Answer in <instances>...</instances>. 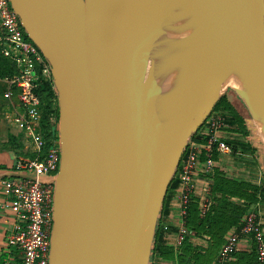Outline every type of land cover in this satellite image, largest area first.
Returning a JSON list of instances; mask_svg holds the SVG:
<instances>
[{"label":"water","instance_id":"water-1","mask_svg":"<svg viewBox=\"0 0 264 264\" xmlns=\"http://www.w3.org/2000/svg\"><path fill=\"white\" fill-rule=\"evenodd\" d=\"M128 0H10L58 91L61 163L50 264H141L194 127L152 154L146 96L128 68ZM256 56L264 45L256 0ZM230 28L236 0H213ZM211 105V111L213 110ZM148 251L143 254L145 245Z\"/></svg>","mask_w":264,"mask_h":264},{"label":"built area","instance_id":"built-area-1","mask_svg":"<svg viewBox=\"0 0 264 264\" xmlns=\"http://www.w3.org/2000/svg\"><path fill=\"white\" fill-rule=\"evenodd\" d=\"M0 53L15 68L6 80L9 88L4 97L12 109L6 119L43 151L40 157L17 164L18 173L23 175L3 182V193L17 218L5 243L4 264H50L54 198L61 163L60 119L52 108L47 121L44 120V102L39 93L44 85L56 87L48 60L28 38L10 0H0ZM227 129L226 115L216 111L210 114L189 138L175 168L172 180L177 185L168 190L166 198H171L170 219L178 229L167 233L163 243L176 251L189 235L187 219L192 203L196 201L200 218L206 217L215 204V172L233 153L228 137L223 136ZM164 203L159 221L163 218ZM244 243L252 246L248 251L255 252L259 264H264V222L253 209L245 215L241 226L224 235L214 264H234L236 254L244 252Z\"/></svg>","mask_w":264,"mask_h":264},{"label":"bare ground","instance_id":"bare-ground-1","mask_svg":"<svg viewBox=\"0 0 264 264\" xmlns=\"http://www.w3.org/2000/svg\"><path fill=\"white\" fill-rule=\"evenodd\" d=\"M251 9L247 0H236L228 28L213 0H128L133 32L125 33V42H132L127 65L140 81L148 73L139 90L156 107L152 154L162 151L179 123L191 127L226 87L250 106L264 143V69L254 49Z\"/></svg>","mask_w":264,"mask_h":264},{"label":"trees","instance_id":"trees-1","mask_svg":"<svg viewBox=\"0 0 264 264\" xmlns=\"http://www.w3.org/2000/svg\"><path fill=\"white\" fill-rule=\"evenodd\" d=\"M3 60L1 56L0 64L4 63ZM4 66L8 67L7 61H5ZM39 94L44 102V120L47 121L54 92L52 87L47 84L42 87ZM218 109L228 112L230 114L229 123L236 125L237 130L230 133L241 134L246 138L241 115L225 97L219 100L212 111L215 112ZM228 143L233 146L235 142ZM233 152L235 153L234 150ZM176 185L177 182L172 180L169 189L176 187ZM212 199L215 204L204 218L199 216L196 201L192 203L187 219L189 235L179 251L166 246L163 243V230L159 227L156 228L154 245L150 255L152 264H155L157 259L173 264H212L223 243L224 235L230 229L241 226L245 220V215L252 210V207L264 200V186L259 187L249 182L230 179L223 170L217 169L213 180ZM192 237L199 239L208 237V247L194 245ZM235 258L234 264H259L255 252H240L236 254Z\"/></svg>","mask_w":264,"mask_h":264},{"label":"crops","instance_id":"crops-1","mask_svg":"<svg viewBox=\"0 0 264 264\" xmlns=\"http://www.w3.org/2000/svg\"><path fill=\"white\" fill-rule=\"evenodd\" d=\"M2 58L5 61H7L8 67L6 68V66H4L5 61L3 60L4 63L0 64V264H4L7 262V256L4 253L5 243L7 241L9 230L12 228L13 224L17 221L11 202L3 193V189H4L3 182L23 175L21 173H18L17 171V164L21 160L36 159L40 157L41 154L43 153V151L38 148V145H36V143L30 136H28L27 134L23 133L20 129H18V127L12 121H7L6 119V115L12 111L10 102L4 97L5 93L8 91L9 88L6 80L12 77V75L15 73V68L7 58L3 56ZM227 101L241 115L244 129L245 131H248L249 130L248 125L250 122V118L252 117L251 111L245 106V104L244 105L242 104V106L241 104L240 106H236L230 100ZM227 119L229 123L230 118L227 117ZM233 127L235 128V126H231V124L229 123V129H227L224 132L223 136L228 137V142H235V143L239 142V144L244 145V147L247 149L248 148L246 144L247 141L245 140L243 135L241 134L236 135L230 133L233 130H237V129H233ZM232 160L233 157L226 159L224 164L220 168L225 172V175L228 178L238 181L249 182L259 187L264 186L263 174L260 175L256 173V176H247L240 174L238 175L236 173L229 174L226 170L227 169L226 166H228L229 162ZM226 161H228V163ZM170 199L171 198L168 197L165 200L164 208L162 212L163 218L159 222V228L163 230L164 236L167 233L176 232L178 229L177 224H175L170 219V214L173 208L172 206H170L171 204ZM252 209L255 212H257V214L262 216V220L264 222V200H261L257 205L253 206ZM204 238L199 239L194 237L192 238V243L196 246L200 245L201 247H208V241H207L208 237H204ZM153 245H154V241H153ZM250 247L252 246H250L249 243L248 244L244 243V253H251L250 251H248V248ZM216 258L217 255L212 264L215 263ZM155 264H173V263L169 261H162L160 259H157Z\"/></svg>","mask_w":264,"mask_h":264},{"label":"rangeland","instance_id":"rangeland-1","mask_svg":"<svg viewBox=\"0 0 264 264\" xmlns=\"http://www.w3.org/2000/svg\"><path fill=\"white\" fill-rule=\"evenodd\" d=\"M253 7L256 8V11L258 12V18H259L258 20H259V25L261 29V35L263 37L261 40L263 42L262 44L264 45V0H256V3ZM127 29L130 32H133V27L131 26L130 23H128ZM129 43H132V42L130 41ZM148 63L150 65L152 63V60L148 59ZM147 74L148 73L145 72V75L143 76L141 83L145 82L147 78ZM52 90L54 92V96L53 98H51V106H50L49 112H51L52 108H55L56 112L59 113L58 91L56 88L55 89L52 88ZM144 94L146 96L145 92ZM222 97H225L226 100H230L236 106H240V104L242 106V104L243 105L245 104V106L251 111V114H252L251 115L252 117L250 118V122L248 125L249 130L246 131L245 133L247 135L245 140L247 141L246 144L248 148L246 149L244 145L239 144V142L233 144L232 150H234L235 153L233 152L232 155L230 156V157H233V160L229 162L228 166H226L227 172L229 174L236 173L238 175L240 174V175H247V176H256V173H258L260 175L263 174L264 176V143H263L262 136L258 130V126L256 124L255 115L253 111L251 110L250 106L242 99L241 95L229 87H226L222 90L221 95L213 103V106H215ZM207 108L208 106L206 107V109L204 110L202 114L198 115L194 119L191 125L192 130H194V127L198 124V122H200L201 120L207 119V117H209L210 114L212 115L214 113L213 111L210 113L211 106L208 109ZM146 110H147V115H148V123L150 126V132L152 134L155 128V122H156V119L154 118L156 107L151 101L146 100ZM217 112H221L229 118L228 115L230 114L228 112H224L222 111V109H218ZM185 125H186L185 123H179L177 126L176 133L179 131V129L182 126H185ZM231 126H234V125H231ZM233 129H237L236 125H235V128L233 127ZM226 162L228 163V161ZM232 163H233V166H232ZM159 222L160 221L158 220L156 228L159 227ZM197 246H200V245H197ZM149 250H150V254H149V257L147 258L146 264H150L151 262H153L150 259L151 246Z\"/></svg>","mask_w":264,"mask_h":264}]
</instances>
